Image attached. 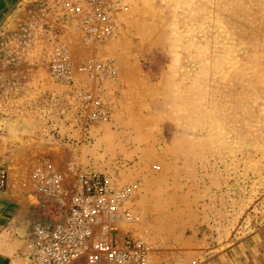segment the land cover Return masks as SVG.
<instances>
[{
  "label": "rangeland",
  "instance_id": "1",
  "mask_svg": "<svg viewBox=\"0 0 264 264\" xmlns=\"http://www.w3.org/2000/svg\"><path fill=\"white\" fill-rule=\"evenodd\" d=\"M37 1L0 25V116L30 129L11 139L30 140L33 218H60L97 171L125 210L119 238L144 239L151 264L264 251V0H102L73 19L71 0ZM87 16L111 37L87 43ZM49 166L65 206L33 179Z\"/></svg>",
  "mask_w": 264,
  "mask_h": 264
},
{
  "label": "built area",
  "instance_id": "2",
  "mask_svg": "<svg viewBox=\"0 0 264 264\" xmlns=\"http://www.w3.org/2000/svg\"><path fill=\"white\" fill-rule=\"evenodd\" d=\"M102 0H71V13L80 16L84 6L90 11ZM83 21V20H82ZM85 41H101L112 35L108 23H95L91 16L84 20ZM53 75L59 81L71 80L67 49H57ZM105 113V112H104ZM94 117L97 115L94 114ZM42 181L40 191L64 206L61 176L55 169ZM44 175V174H43ZM8 169L0 165V190L8 185ZM70 203L58 219L35 218L29 239V264H151L149 247L144 239L128 231L119 238L125 220L121 199L108 177L97 171H84L68 192Z\"/></svg>",
  "mask_w": 264,
  "mask_h": 264
},
{
  "label": "crops",
  "instance_id": "3",
  "mask_svg": "<svg viewBox=\"0 0 264 264\" xmlns=\"http://www.w3.org/2000/svg\"><path fill=\"white\" fill-rule=\"evenodd\" d=\"M35 3L36 0H0V25L3 27L7 22L14 24L23 19L24 15L28 18L32 15L31 7L36 6ZM29 130L27 128L26 131ZM22 131V128L16 133L3 131L2 133L8 134L9 137H0V165L6 167L9 172L7 187L0 190V264H29V239L34 220L31 209L34 195L31 194L29 181L23 174L27 157L22 153L29 151L30 140L11 139ZM52 169L49 166L44 175L37 169L35 173L37 172L38 177L33 179L45 180L44 176H48ZM187 235L192 234L187 231ZM251 250L248 249L249 253L238 252L237 248L217 253L206 250L201 254L193 255L186 262L187 264H264V251L256 252L253 249L250 252ZM178 257L180 262L177 264H182V256Z\"/></svg>",
  "mask_w": 264,
  "mask_h": 264
},
{
  "label": "water",
  "instance_id": "4",
  "mask_svg": "<svg viewBox=\"0 0 264 264\" xmlns=\"http://www.w3.org/2000/svg\"><path fill=\"white\" fill-rule=\"evenodd\" d=\"M28 127L26 124L20 121H16L14 119H4L0 116V133L3 131L9 132V133H16L18 129H27Z\"/></svg>",
  "mask_w": 264,
  "mask_h": 264
}]
</instances>
